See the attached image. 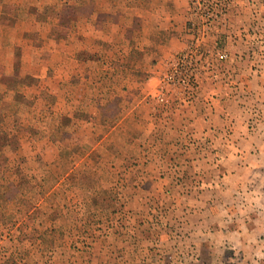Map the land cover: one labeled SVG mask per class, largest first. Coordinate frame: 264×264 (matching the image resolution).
I'll return each mask as SVG.
<instances>
[{
  "label": "rangeland",
  "instance_id": "374dc122",
  "mask_svg": "<svg viewBox=\"0 0 264 264\" xmlns=\"http://www.w3.org/2000/svg\"><path fill=\"white\" fill-rule=\"evenodd\" d=\"M0 264H264V0H0Z\"/></svg>",
  "mask_w": 264,
  "mask_h": 264
},
{
  "label": "crops",
  "instance_id": "0c3cea01",
  "mask_svg": "<svg viewBox=\"0 0 264 264\" xmlns=\"http://www.w3.org/2000/svg\"><path fill=\"white\" fill-rule=\"evenodd\" d=\"M174 41H175V39H174ZM29 69L31 70L30 73H32L33 76H38L39 71H36L35 72V66L34 65H32L31 67H29Z\"/></svg>",
  "mask_w": 264,
  "mask_h": 264
},
{
  "label": "built area",
  "instance_id": "2783aa9c",
  "mask_svg": "<svg viewBox=\"0 0 264 264\" xmlns=\"http://www.w3.org/2000/svg\"><path fill=\"white\" fill-rule=\"evenodd\" d=\"M221 57L223 58V57H226V53H223L222 55H221ZM169 77V76H168ZM181 79V78H180ZM185 78H182L181 79V81L183 82V83H185L186 84V82H185ZM188 83V82H187Z\"/></svg>",
  "mask_w": 264,
  "mask_h": 264
}]
</instances>
